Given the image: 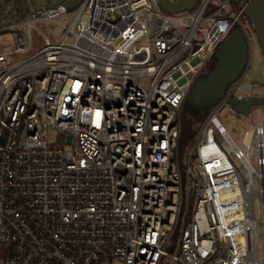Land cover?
<instances>
[{"label": "built area", "instance_id": "built-area-1", "mask_svg": "<svg viewBox=\"0 0 264 264\" xmlns=\"http://www.w3.org/2000/svg\"><path fill=\"white\" fill-rule=\"evenodd\" d=\"M241 14L232 0L172 15L156 0H0V264H264V125L236 144L218 119L246 117L231 101L254 97L248 68L179 151L219 46L240 29L250 53Z\"/></svg>", "mask_w": 264, "mask_h": 264}, {"label": "water", "instance_id": "water-1", "mask_svg": "<svg viewBox=\"0 0 264 264\" xmlns=\"http://www.w3.org/2000/svg\"><path fill=\"white\" fill-rule=\"evenodd\" d=\"M247 20L264 59V0H232ZM167 14L190 11L197 0H156ZM216 66L201 75L190 90L185 101L187 114L193 123H200L210 108L220 100L228 85L248 68L249 46L240 29L234 30L219 46L213 56ZM241 113L248 115L254 107L264 109V95L244 101H231Z\"/></svg>", "mask_w": 264, "mask_h": 264}, {"label": "rangeland", "instance_id": "rangeland-1", "mask_svg": "<svg viewBox=\"0 0 264 264\" xmlns=\"http://www.w3.org/2000/svg\"><path fill=\"white\" fill-rule=\"evenodd\" d=\"M24 10L30 9H39L43 7H54L57 5H65L69 12L74 11L84 0H20ZM62 25L66 26L69 23L68 18H64L61 21ZM246 28L250 34L251 40V49H250V58L248 64V77L250 82L256 85L255 91L253 93L254 97H259L264 95V59L260 50V47L252 33L248 23H244ZM48 30L53 31L55 29V33L59 36L62 33V30L56 28V25L53 23H49L46 25ZM25 47L29 46V40L27 37V33L21 34ZM218 119L222 126L225 128L228 135L233 139L236 144H240L241 138L243 134L254 128L256 122L260 121L264 125V109L261 107H254L251 110V113L246 115L244 118H234L229 115L227 111L221 112L218 115ZM264 143V133L262 136ZM253 166H255V159L252 162ZM257 189V187L255 186ZM261 216L260 205L257 199L254 200V217L259 219ZM259 259L262 260V245L261 242L258 246Z\"/></svg>", "mask_w": 264, "mask_h": 264}, {"label": "trees", "instance_id": "trees-1", "mask_svg": "<svg viewBox=\"0 0 264 264\" xmlns=\"http://www.w3.org/2000/svg\"><path fill=\"white\" fill-rule=\"evenodd\" d=\"M241 20L243 23L245 22L247 23V20L243 14H241ZM215 66H216V62L214 58L212 57L208 64L206 74L210 73L215 68ZM181 126H182V129H181V136H180V142H179V151H180V154H183L187 146L192 141L196 128L198 126V124L193 123V118L187 114L185 107L181 115Z\"/></svg>", "mask_w": 264, "mask_h": 264}, {"label": "bare ground", "instance_id": "bare-ground-1", "mask_svg": "<svg viewBox=\"0 0 264 264\" xmlns=\"http://www.w3.org/2000/svg\"><path fill=\"white\" fill-rule=\"evenodd\" d=\"M252 132L248 131L245 136V143H248L250 138H251ZM250 195L247 196V199L249 198Z\"/></svg>", "mask_w": 264, "mask_h": 264}]
</instances>
